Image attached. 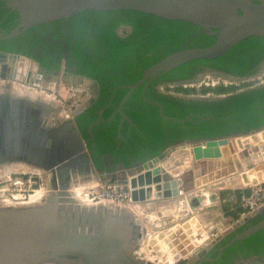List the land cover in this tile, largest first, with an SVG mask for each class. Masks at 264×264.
Instances as JSON below:
<instances>
[{
    "label": "water",
    "instance_id": "water-1",
    "mask_svg": "<svg viewBox=\"0 0 264 264\" xmlns=\"http://www.w3.org/2000/svg\"><path fill=\"white\" fill-rule=\"evenodd\" d=\"M4 8L17 12L19 17L10 32L0 30L1 40L14 39L34 26L68 19L85 10H135L167 20L188 21L200 25L209 35H216L211 45L171 53L145 69L137 83L121 86L128 92L116 113L123 114L124 103L146 83L142 89L144 100L158 107L164 120L181 123L185 120L166 116L163 105L146 96L152 80L191 61L223 56L248 37H264V0H4ZM38 69V62L25 54L0 52V175L5 164L20 162L55 176L42 203L0 206V264H201L204 260L213 261L211 257H204L205 254L243 226L246 225L244 230L236 232L219 248L217 259L236 242L264 229V219L247 224L251 218L263 214L264 206L227 226L220 235L210 237L201 228L197 216L166 230L149 232L125 206L78 202L69 190L70 179L78 175H94L96 180L116 182L131 193L132 203L140 204L179 197L183 195L182 190L190 195L196 188L239 169L244 184L242 195L250 196V186L264 183V126L230 136L187 139L169 145L146 161L131 166L116 164L112 172L104 174L95 170L96 164L87 148L89 141L83 138L75 123L76 117L97 100L99 83L89 77L75 76L91 83L90 99L60 118V102L38 89L53 93L61 73H41ZM203 82V78H198L173 85L195 86ZM263 85L264 82L236 93ZM172 94L209 100L231 95ZM126 118L123 114L119 136ZM90 134L94 137L92 129ZM231 139H235L243 153L254 145L253 157L257 156L259 163L247 168L240 160L242 155L233 157L229 148ZM172 157L183 167L175 174L163 166ZM31 180L32 187L38 189L39 176ZM191 203L197 209L198 205ZM143 245L156 261L137 255Z\"/></svg>",
    "mask_w": 264,
    "mask_h": 264
},
{
    "label": "trees",
    "instance_id": "trees-1",
    "mask_svg": "<svg viewBox=\"0 0 264 264\" xmlns=\"http://www.w3.org/2000/svg\"><path fill=\"white\" fill-rule=\"evenodd\" d=\"M8 12L10 11L0 8L1 31L10 32L18 24V13L12 12L11 16H5ZM99 21H103V26L98 29L96 24ZM179 23L135 10H85L68 19L34 26L14 39H0V52L31 56L35 48L49 47L51 40L49 41L46 36L53 31L54 27L60 26L61 32L67 27H69V31L75 28L84 43L83 45L81 43L70 45L72 56L68 57L67 66H75L79 74L95 79L100 84V94L97 100L76 117V126L83 138H88L90 126L99 117L100 110H103L101 114L103 120L92 128L95 135L94 141L98 153H103L106 150L112 152L117 147L119 126L124 114L127 118L121 129V139L119 140L121 147L118 155L127 164L129 160L126 157L130 156V153L134 155V158L146 161L160 154L169 145L188 138L212 139L233 132L236 134L246 133L263 125L264 85L234 93L222 99L212 100L180 97L160 92L154 88V85L150 86L146 91V96L161 103L166 116L185 120L183 123L164 120L160 115L159 108L146 102L142 97L143 86L133 92L124 103L123 114L116 113L120 102L128 92V89L121 86L137 83L143 76L144 69L164 59L172 52L171 50H157L154 56L147 57L145 54L148 47L152 45L150 42L168 39L170 36L167 31L181 28L177 27L180 25ZM119 24L132 26L135 30L133 36L130 38L119 36L116 32ZM175 24L179 25L175 26ZM89 28L91 33L95 34L93 40L89 34ZM142 35H144V40L140 39ZM183 38L190 37L186 35ZM196 40L197 38L192 39L189 46L196 44ZM205 40L206 44H202L203 47L214 43L216 37L205 36L202 41ZM257 45H264V37H248L237 44L230 54L232 57L240 56V52L246 48ZM179 48L180 46H177L175 49ZM37 58L44 63L45 60H42L40 55ZM227 58L223 55L215 59L194 60L186 64L184 69L172 72L170 77L173 78V81L183 80V77H188L191 72L197 69L198 63L234 73L244 72L245 69L235 64V60L232 63ZM51 62L52 59H50L49 65L52 64ZM57 62L59 63L60 60L58 59ZM56 68H59L58 65ZM239 88L234 85H225L216 88L215 92L216 95H223L237 91ZM189 89L190 91H184L183 95L190 96L192 88ZM206 90L208 88H205L204 92ZM176 93L178 94V92ZM115 113V117L110 119ZM107 120L109 121L105 122ZM262 219H264V215H258L252 220V224H256ZM245 228L246 226L240 230ZM234 234L227 236L221 244L227 243ZM239 252L245 257L253 253L263 254L264 229L227 248L219 261L206 264H230Z\"/></svg>",
    "mask_w": 264,
    "mask_h": 264
},
{
    "label": "rangeland",
    "instance_id": "rangeland-1",
    "mask_svg": "<svg viewBox=\"0 0 264 264\" xmlns=\"http://www.w3.org/2000/svg\"><path fill=\"white\" fill-rule=\"evenodd\" d=\"M215 79L216 78L214 77L208 78L206 83L197 86L170 85L166 87V90L184 94V91H190L189 88H192L191 95L217 96L215 89L219 86H225L226 84L221 83V81L217 82ZM213 82H215V84H213ZM57 84L59 86L57 87L59 91L58 93H56L57 89L53 93L45 92L42 89H38V91L44 95L49 94L58 102H60L62 105V112L59 114L62 117L60 118H65L66 113H70L73 108L90 99L92 85L85 79L81 78L80 80L72 77L68 78L66 74L63 73L60 75ZM247 85L249 86L250 83ZM205 88H208L206 92H204ZM253 146L254 145L246 148V153H243V151L237 148L235 139H231L229 148L233 157L239 154L242 155L240 156V160H243L246 167L250 168L259 163L258 157H253L255 155V152L252 149ZM178 162L179 161L177 159L172 157L164 162L163 165H166V168L175 174L176 172L181 171L183 168L182 164ZM11 165H20L22 167L28 166L24 163ZM8 166L10 165H6L4 168V175H0V206H18L19 204L17 203L27 201L35 194L44 191L33 190L34 188L31 185V178L35 176V174L40 175L44 173L43 189L46 187L45 190L48 189V192L51 190L52 185L51 183L49 184L51 176L46 174L47 172L45 173L46 170L43 172L38 168H34L36 172L38 171V173L33 172L35 170L30 168H22L20 171H13L9 170ZM241 172L242 171L239 169L234 174L196 188L189 193L190 195H187L188 193H186L184 195H180L179 197L147 201L140 204H134L131 202L130 204H122L121 206H125L135 212L136 216L140 219V221L143 222L149 232L156 230H166L174 224L183 223L187 220H190L193 216H197L201 228H204L209 233L210 237H215L222 233L224 228L221 226L224 225L223 222L225 219L229 218L231 221L230 223L226 224L227 227V225L229 226L235 223L244 216L243 211L239 209V203L242 196L241 187L244 186L240 177ZM76 179L77 181H75ZM88 179L90 181H88ZM94 179L96 182L90 185ZM83 182H86L87 184L85 183L84 185ZM102 183L103 181L100 179L96 180L94 175H78L70 179L69 190L74 193L73 195L81 204H113L111 201L106 200L96 202L95 204H88L85 203L86 201L78 197L79 194L81 196L83 191L85 192L91 187L99 186ZM80 184L84 187H80ZM43 196L46 195L43 193ZM191 202H194L198 205L197 209L192 208ZM137 255L144 257L147 260L156 261V257L151 255L144 245L142 246L141 250L137 252Z\"/></svg>",
    "mask_w": 264,
    "mask_h": 264
},
{
    "label": "flooded vegetation",
    "instance_id": "flooded-vegetation-1",
    "mask_svg": "<svg viewBox=\"0 0 264 264\" xmlns=\"http://www.w3.org/2000/svg\"><path fill=\"white\" fill-rule=\"evenodd\" d=\"M2 3H4V0H0V8L5 9L4 5H2ZM11 14H12V12H8V13H6L5 16H11ZM172 21H174L176 23L180 22L179 23L180 25L175 24V26L179 25L177 27H181V28H179L177 30L173 29L171 31H167L168 35L170 36V37H168V39H163V40L159 39L158 42L157 41L156 42H150L152 45L150 47H148V49H147V53L145 54L147 57L154 56L155 51H157V50H159V51L171 50L172 51L171 53H174L176 51H179V50L185 49V48L203 47L202 44H206V40L202 41L205 38V36H215L216 37V35H209L208 33L204 32L203 27H201L200 25H197V24H194V23H191L188 21H181V20H172ZM96 26L99 29L100 26H103V21L97 22ZM212 29L214 31L217 30L215 28H212ZM52 30L53 31L48 33L46 36L49 41L51 40L49 42V47H47V48L37 47V48H35V51L33 53H31V56H29V57L33 58L36 62H38V64H39L38 71H40L41 73H54V72L59 71L61 74H63V73L66 74L68 78L72 77L75 79H78L75 76L87 77L86 75L79 74L77 72V69L75 66H72V65L67 66L68 57L72 56V53L70 52V45H75V43H81L83 45V43H84L81 40L79 32L77 30H75V28L69 31V27L65 28L64 31L61 32L60 26L54 27ZM116 32L119 36H121L123 38H130L133 36L135 30L130 25L119 24L116 28ZM55 34H57V37H55ZM89 34L92 36L91 39L93 40L95 37V34L91 33L90 28H89ZM186 35H189L190 38L184 39L183 37ZM195 38H197V40L195 42L196 44H194L193 46H189L192 43V39H195ZM140 39L144 40V35H142L140 37ZM177 46H180V48L175 49ZM235 46L232 47L226 54H224V56H227L228 57L227 59L231 60L232 63L235 60V62H234L235 64H237L241 68H244L245 70L242 73H234V72H230L227 70L217 69V68L210 66L208 64L198 63L196 65L197 69L195 71L191 72V74H189L188 77H186V78L183 77L184 78L183 80L173 81V78L170 77L171 73L177 69L181 70L183 67L186 66V64H188V63H186V64L181 65V66L177 67L176 69L170 71L169 73H166L165 75L157 76L156 78H154L152 80V82L150 83L148 88L150 86L154 85V88H156L160 92L172 94L173 91L166 90V87L169 86L170 84H172V85L173 84H179L180 82L190 81V80H194V79H198V78H203V80L206 81L208 78L212 77L211 75L218 77L219 80L221 81V83L226 84V86L234 85L236 87H240L239 90H243L245 88H248V87H251V86H254L256 84L264 82V45H260V46L257 45V46H252L250 48H246L244 51L240 52V56L238 55L236 57H232L231 56L232 54H230V53L232 52V49L235 48ZM39 55L41 56L42 60H45L44 63L37 58ZM50 59H52L51 65H49ZM58 59L60 60L59 63L57 62ZM57 65L59 67L58 69L56 68ZM218 78H216L215 80L218 81ZM224 79L227 80L228 82L225 83L224 81H222ZM93 80H95V79H93ZM82 81H84V80H82ZM249 83H250V85L248 86L247 84H249ZM144 85H142V86L144 87ZM99 86H100V84H99ZM239 90H237V91H239ZM237 91L229 92L227 94L232 95V94L236 93ZM99 94H100V88H99L98 96H99ZM100 117H101V110L99 112V117L90 126L89 132H90V129H92L94 125L99 124L100 121L103 120V119H100ZM263 117H264V115H263ZM98 120H99V122H97ZM262 126H264V123H263V125L255 128V129H259ZM255 129H251V130H255ZM233 134H236V133L233 132L232 134L225 135V136H230ZM84 139H87L89 141L87 148L90 151L91 159L96 164V165L94 164L96 171H99V172L106 174V173L112 172L114 169V166L116 164L123 163L126 166H131V165H134L135 163L141 161L138 158H134V155L132 153H130L129 154L130 156L126 157L129 160V163L127 164V163H125V160L122 159L120 157V155H118L120 147H121V145L119 143V140L121 139V134H120V136L118 135L117 142H116L117 147L112 152L109 150H106L103 153H98L97 148H96V143L94 141L95 135H94V137H92L90 134V136L88 138H84ZM188 139H194V138H188ZM200 139H202V138H200ZM185 140H187V139H185ZM261 215H264V212ZM254 218H251L247 222V224L252 223V220ZM245 226H243V227H245ZM240 229H238L236 232H240V231L244 230V229H242V230H240ZM236 232H234V233H236ZM222 241H220L218 244H216L204 256V257L213 258V261L204 260L201 262V264H206L207 262L215 263L221 259L224 252L222 253V255L218 259H217V255H218L219 248L224 245V244L223 245L221 244ZM214 254H216V255L213 257ZM263 263H264V253L263 254L253 253L250 256L245 257L242 254H240V252H239L238 255L233 258V260L230 264H263Z\"/></svg>",
    "mask_w": 264,
    "mask_h": 264
},
{
    "label": "built area",
    "instance_id": "built-area-1",
    "mask_svg": "<svg viewBox=\"0 0 264 264\" xmlns=\"http://www.w3.org/2000/svg\"><path fill=\"white\" fill-rule=\"evenodd\" d=\"M204 83H206V81H204L202 84ZM184 86H188V85H184ZM178 94H182V93H178ZM43 174L44 173L37 175L40 178V187L38 189H33L34 191L36 190L42 191L46 188L45 187L43 189V185H44ZM33 183L34 182L32 181L31 185ZM250 189H251L250 196L246 197L242 195L240 199L239 209L243 211V215L257 211L262 206H264V183H259L258 185L250 186ZM78 197L86 201L85 203L88 204H95L96 202L105 201V200L111 201L113 204L116 205L130 204L132 202L131 193L129 191H125L122 185H119L116 182H112V181H105L99 186H93L87 191L85 192L83 191V193H81V196L79 194Z\"/></svg>",
    "mask_w": 264,
    "mask_h": 264
},
{
    "label": "bare ground",
    "instance_id": "bare-ground-1",
    "mask_svg": "<svg viewBox=\"0 0 264 264\" xmlns=\"http://www.w3.org/2000/svg\"><path fill=\"white\" fill-rule=\"evenodd\" d=\"M86 80V79H85ZM86 81H88V80H86ZM89 82V81H88ZM61 117V116H60ZM18 163H20V162H16V163H7V164H5V166L6 165H10V166H8V169L9 170H13V171H20V170H22V168H30V169H32V170H35L33 167L31 168V166H24V167H22V166H20V165H11V164H18ZM26 165V164H25ZM5 166H4V168H5ZM37 168V167H36ZM38 169H40L41 171H43L44 172V170L43 169H41V168H38ZM6 170V169H5ZM33 172H36V170L35 171H33ZM36 173H38V171L36 172ZM45 173H46V171H45ZM46 174H49L50 176H51V180H49V184L51 183V185H52V181H53V179L55 178V176H53V174L51 173V172H47ZM45 174V175H46ZM3 175H4V173H3ZM96 178V177H95ZM88 181H90L89 179H88ZM96 181H95V179L90 183V185L91 184H93V183H95ZM84 183V182H83ZM86 183V182H85ZM85 183H84V185H85ZM82 184V183H81ZM80 184V187L81 186H83V185H81ZM87 184V183H86ZM48 186H50V185H48ZM84 187V186H83ZM79 189V188H78ZM82 189V188H81ZM48 190V189H47ZM47 190H45L44 189V191H42V192H40V193H37V194H35L34 196H32V197H30L27 201H22V202H19V203H17V204H19L18 206H24V205H33V204H38V203H42L43 202V200L45 199L44 197L45 196H43V193L46 195L47 194ZM80 190V189H79ZM78 190V191H79ZM77 191V192H78ZM79 193V192H78ZM98 205H110V203H100V204H98ZM112 205V204H111ZM136 210V209H135ZM135 213V212H134Z\"/></svg>",
    "mask_w": 264,
    "mask_h": 264
},
{
    "label": "crops",
    "instance_id": "crops-1",
    "mask_svg": "<svg viewBox=\"0 0 264 264\" xmlns=\"http://www.w3.org/2000/svg\"><path fill=\"white\" fill-rule=\"evenodd\" d=\"M57 87H59L58 84H57ZM56 89H57V88H56ZM58 92H59V91H58V89H57V90H56V93H58ZM61 112H62V110H61ZM61 112H60V113H61ZM163 166L166 167V165H163ZM75 181H77V179H76ZM182 192H183V195L186 194L183 190H182ZM224 222H225V223H224ZM224 222H223L224 225H222L221 227L226 228V224L230 223L231 221H230V219L228 218V219H225ZM227 226H228V225H227ZM223 228H222V229H223ZM222 229H221V230H222Z\"/></svg>",
    "mask_w": 264,
    "mask_h": 264
}]
</instances>
